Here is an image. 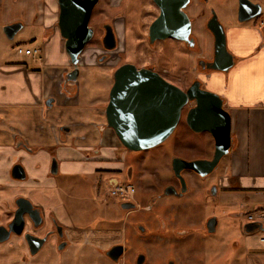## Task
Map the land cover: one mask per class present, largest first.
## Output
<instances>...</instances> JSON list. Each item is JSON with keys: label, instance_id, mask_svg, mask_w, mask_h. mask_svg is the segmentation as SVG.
<instances>
[{"label": "crops", "instance_id": "1", "mask_svg": "<svg viewBox=\"0 0 264 264\" xmlns=\"http://www.w3.org/2000/svg\"><path fill=\"white\" fill-rule=\"evenodd\" d=\"M205 8L200 0H192L186 12L193 22L191 33L199 49L197 56L209 58L213 54L214 38L205 26ZM58 16L57 0H0V30L3 33L2 25L19 23L21 28L17 34L20 32L22 40L12 45L10 54L0 47V212L3 202L12 212L16 199L24 197L39 210L42 218V211L47 208L50 213L47 218L53 216L64 223L68 246L61 253L66 252L63 256L67 261L59 263L57 257H51L48 262L40 263L44 256L39 253L27 260L32 261L30 264H123L107 255L109 249L103 254L105 248L115 245L110 235L112 231H101V235L90 242L92 237L73 227L67 215L59 210L56 193L60 175H85L94 171L121 174L125 169L123 156L130 151L107 125L106 101L102 98L85 100L76 82L73 89L63 88L65 74L72 66L57 25ZM225 32L234 65L226 72L211 70L200 76L204 88L223 98L231 116L232 146L215 194L220 195L229 221L236 220L234 233L239 232V240H232L233 250H236L231 255V264H264V234L243 235L245 223L239 227L237 220L243 216L248 223L246 214L257 215L264 211V24L235 25L227 27ZM17 47L38 48L39 52L18 54ZM88 49L84 50L79 64L84 74L88 67L106 64L91 59ZM192 57L190 55L189 65ZM49 98L53 99L51 106L46 104ZM65 127L69 129H63ZM54 158L56 173L50 171ZM151 161L149 165L158 167L164 159L154 156ZM16 164L22 165L24 179L12 176L11 170ZM118 182H121L118 177L107 179L109 198H112L111 187ZM243 208H249L248 212L241 213ZM214 219L217 229L219 218L214 215ZM191 240L189 236L184 243L185 253L190 257L193 256L188 251ZM117 243H123L122 239ZM18 244L13 238L0 247V263L20 264L15 262L19 257L36 254L25 252L24 246ZM99 249L101 255L97 254ZM89 254L95 261L84 260ZM183 264L192 263L188 259Z\"/></svg>", "mask_w": 264, "mask_h": 264}, {"label": "rangeland", "instance_id": "2", "mask_svg": "<svg viewBox=\"0 0 264 264\" xmlns=\"http://www.w3.org/2000/svg\"><path fill=\"white\" fill-rule=\"evenodd\" d=\"M129 1L130 4L125 12L126 18L120 14L121 10L124 9L123 4L125 3L121 0H99L98 5L93 10L90 24L95 28V33L86 45V48H89L87 54L91 59L94 58L97 62H99L98 58L100 56H106V61L103 62L106 64L101 65V67H88L84 69L86 74L83 73V68L79 67V77L76 83H79L82 96H86L85 100L89 99V101H94L97 98H102L104 101H108L110 88L112 86L111 70L123 61L132 62L137 66L152 64L157 67V72L160 75L183 90L187 89L195 79L200 80L204 87V82L201 80L200 76L203 77V73H209L210 70L202 68L198 64V60H200V58L202 59V57L197 56L199 51L197 45L191 47L184 45L181 41L176 39L167 38L163 41H157L154 46H150L146 38L147 28L149 23L154 19L157 8L154 6L152 0ZM257 1L262 2L264 5V0ZM206 6V16L209 17L213 10L224 29L235 25L253 27L256 24L259 26L261 24L260 19L264 20L263 9V13L258 19L243 23L238 22V0H208ZM106 20L112 21L117 35V47L112 51L103 50L100 42V36L102 34L100 25ZM138 22L139 25L141 24L140 26H138ZM19 34L20 32L17 34L16 38L9 40L0 30V47L3 48L6 54H10V51L14 47L12 45L22 41ZM86 55H84L83 58H85ZM190 55L193 57L191 60L192 64L189 65L188 61ZM186 110L187 107L185 106L176 129L163 143L148 150L138 152L130 151L129 153L127 152V155L123 156L125 165L132 164L131 161H134V158L137 157V162L134 167L136 178H132L127 175V173L119 174L117 171H94L93 174L73 176L60 175L58 177L59 186L57 187L56 195L58 201H60L59 210H62L63 213L67 215L73 227L81 229L88 237H92L90 242H94L95 239H97L95 236H100V232L104 230L113 232L110 234L113 238V244H117L119 239H122L127 249L120 263L135 264L134 260L136 256L145 250L147 252L145 264H161L157 257L160 253L165 254L167 251H170V256L175 254L173 247H170L168 243L165 245L157 240L150 241L148 236L136 237L133 234L132 223L136 220V216L134 217L133 213L130 214L129 212L124 216L123 213L125 211L120 206V198L113 200V197H108L109 186L107 179L110 177H118L122 183H130L137 187V191H142L143 189H148L146 186L150 185L151 182L158 187L161 185L158 178L162 173H169V157L172 152L184 156H191L192 154V156H197L199 154L209 155L212 148L214 149L211 134L207 131L195 134L185 122ZM154 156L155 158L159 156L162 160L164 159L158 167L149 165ZM227 156L228 155L222 158L218 168L211 174L212 176L210 175L205 178V181L195 177L191 173H187L194 191L184 200H193L196 203V205H193L194 207L185 210L188 216H190L189 220L194 219L195 222L193 223H200L203 221L202 219L204 216L207 217V220L209 219L208 216L211 215H216L219 218L216 231L214 233H207L203 226L204 228L202 227L199 230L197 239L192 245L193 249H195L196 242H199L198 248L209 252L208 254L206 253L208 256L202 255V257H210L211 262H204V264H231V255H233L236 250H233L234 242L232 240H239L237 235L239 232L234 233L233 231V222H236V220L232 218L233 222L229 221V217L225 214L226 209L220 203V195H212L210 192L206 191L208 182H214L217 185V181L221 176V169L226 163ZM145 163H147V165H143ZM134 169H132V171ZM201 186L203 187V191L196 194L195 191ZM193 193L196 194V196L192 195ZM135 199L137 200L139 212H141L140 208L144 205V198L141 199L138 193H136ZM248 210L249 208H243L240 212L245 214ZM42 212L45 218L50 216L47 208ZM237 220L239 227L245 223V217L243 216L237 217ZM59 224L63 225L64 223L59 222ZM41 229L44 231L48 228L44 224ZM230 233H232L231 236L228 235ZM256 233L264 234V232L260 231ZM244 234L243 232V235ZM120 236H122V238ZM56 243L57 240L53 236L45 242L41 250L37 253H41V257L44 256V258H41L42 261L38 262H48L51 257L52 259L57 257L59 263L65 260L67 261L63 256L66 252L61 253V250L57 249ZM111 246L105 248L104 251L110 249ZM101 249L97 250L98 255H101ZM188 251L191 252L189 248ZM236 252L238 254L242 253L239 251ZM36 255H28L25 258L19 257L15 262L30 264L32 261L27 262V260ZM84 260L86 262L95 261L90 254L85 256Z\"/></svg>", "mask_w": 264, "mask_h": 264}, {"label": "water", "instance_id": "3", "mask_svg": "<svg viewBox=\"0 0 264 264\" xmlns=\"http://www.w3.org/2000/svg\"><path fill=\"white\" fill-rule=\"evenodd\" d=\"M160 8V13L149 27V41L173 38L185 45H194L191 37V20L183 10L190 0H154ZM59 16L57 25L60 35L65 40L64 48L69 58L72 70L65 74L64 84L77 82L79 64L86 45L93 37V28L89 26L94 6L99 0H57ZM261 6L250 0H238V21L245 22L260 15ZM207 29L214 38L213 59L203 63V68L214 71H228L234 65V57L227 49L226 32L215 12L206 23ZM21 24L13 23L2 27L7 39L12 40ZM103 36V45L107 50L117 47V38L111 25H107ZM48 106L53 99L46 101ZM190 106L185 115V122L195 133L207 131L214 141L211 159L185 160L181 157L172 159L174 175L181 180L182 186L186 182L181 172L192 170L201 177L214 172L222 158L229 154L232 146L231 116L224 107L223 98L202 86L200 80L195 79L190 86L183 90L149 68H138L131 63H125L113 73V83L109 92V100L104 109L107 125L111 127L121 144L129 151L138 152L156 147L167 140L178 125L182 110ZM52 173L57 172V161L51 162ZM12 176L24 179L25 171L20 164L13 166ZM184 190L181 192L183 193ZM16 210L8 227L0 226V242L9 239L13 232L22 233L25 215L39 225L42 216L32 203L19 197L15 201ZM134 205L129 202L121 203V208L128 210ZM209 222V221H208ZM215 229V221L208 226V231ZM246 234L257 231L264 232V225L253 221L243 225ZM30 254H35L44 243L43 238L26 234ZM124 253L122 245H115L107 251V255L118 262ZM145 256L139 255L136 264H142Z\"/></svg>", "mask_w": 264, "mask_h": 264}, {"label": "flooded vegetation", "instance_id": "4", "mask_svg": "<svg viewBox=\"0 0 264 264\" xmlns=\"http://www.w3.org/2000/svg\"><path fill=\"white\" fill-rule=\"evenodd\" d=\"M121 1H123L125 3L123 4L124 9L121 10L120 14H121V16H124L126 18L125 12H126L128 6L130 4V1L129 0H121ZM191 1L192 0H190L189 4L191 3ZM200 1L202 3H204L205 6H206V3L208 2V0H200ZM250 1L255 3V4H259L261 6L260 15H257L250 20L258 19L259 16H261V14L263 13L264 5L262 2L257 1V0H250ZM152 2L154 3V6H156V8H157V12H156L154 19L149 23L148 28H147L146 38H147V41L150 44V46H154L157 41H163L160 39L155 40L153 43H150V41H149V27H150L151 23L157 18V16L160 13L159 6L155 3L154 0H152ZM97 5H98V3L94 6V8H96ZM187 6L183 10L186 11ZM94 8H93V10H94ZM93 10H92V13H93ZM58 11H59V5H58ZM206 11H207V6L205 8V13H206ZM213 12L214 11L212 10L209 17L206 16L205 23H207L208 19L212 16ZM92 13H91V15H92ZM237 16H238V8H237ZM237 20H238V18H237ZM247 21H249V20H247ZM261 23L264 24V20ZM107 25H111L113 27V30L115 31V28H114L111 20H109V21L106 20V21L102 22L100 25V27L102 29V34L100 36V42H101V47L103 50L110 51V50H107L103 45V36H104L105 31H106L105 27ZM140 25L138 22V26H140ZM2 26H4V25H2ZM89 26H91L93 28V36H94L95 28L90 24V19H89ZM192 28H193V22L191 20V30H192ZM116 36L117 35L115 34V37ZM191 37H193L192 33H191ZM164 40H166V39H164ZM117 43H118V41H117ZM189 46H191V45L189 44ZM194 46H196L195 39H194V45L191 47H194ZM212 59H213V54L209 58L202 57V59L200 58V60H198V64L203 68V65H204L203 63H205V62L209 63L210 61H212ZM98 60L100 63H103L106 61V56L102 55L98 58ZM125 63L134 64V63L129 62V61H123V62L117 64L114 68H112V70H111L112 83H113L114 71L118 67H120L121 65H123ZM137 67L138 68H149V69H153V70L157 71V67H155L152 64H148L145 66H137ZM63 88L66 90L73 89V83H67L63 86ZM108 100H109V98H108ZM107 103H108V101H107ZM106 106H107V104H106ZM186 107L188 110L190 106H186ZM187 110H186V112H187ZM181 116H182V113H181ZM106 122H107V120H106ZM63 129H69V128L65 127ZM195 134H199V133H195ZM213 144H214V141H213ZM192 155L191 156H184V155H180V154H176V153L172 152V154L169 157V160H170L169 173L165 172V173H162L161 175H159L158 179L161 182V185L159 187L156 184L151 182L150 185L146 186L148 189H143L142 191H137V187H135L134 185H132L130 183H125V184H130L133 186L134 197L132 200L122 199L120 201V206H121V203H123V202H129V203H132L134 205L133 208L125 210V211L129 212L130 214L133 213L134 217L136 216L135 217L136 220H134V222L132 223L133 234L136 237L148 236L150 241L157 240L161 243H164L165 245L168 243L169 246L173 247V249H174L175 254H172V256H170V251L169 252L167 251V253H165V254H161L159 251L160 254L157 257H158V261L161 264H183L188 259H189V261H191L192 264H204V262H207V263L211 262L210 257H206V258L202 257V255H206V253L208 254L209 252H207L204 249L201 250L200 248H198L199 242H196L195 249H193L192 245H193V242L197 239V236L199 234V230L203 226L205 227V228L204 227L203 228L207 231V233H214L217 223H216L213 215L208 216L209 217L208 220L206 219L207 217H205L202 219L203 221H201L200 223H198V222L193 223V222H195L194 219L189 220L190 216H188V214L185 212V210H188V208L194 207L193 205H196V203L193 200L185 201L184 199L194 191V188H192V186H191L190 178H189L187 173H191L195 177L200 178L201 180L205 181L206 180L205 178L209 177L211 174H213V172L211 174L205 176V177H201L192 170H183L181 172V175L183 176V178L185 179V182H186V187H183L181 180L174 175V172L172 170L171 162H172V159L174 157H181L185 160L211 159V157L213 155V148H212V151L209 155H204V154H199L197 156H192ZM194 155H196V154H194ZM134 161H131L132 164L125 165V169H122L121 173H125V174L127 173V175L131 176L132 178L133 177L136 178V172H135L134 167L136 165L135 163L137 162V157L134 158ZM145 164H147V163H145ZM132 169H134V170L132 171ZM132 173H134V174H132ZM206 187H208L206 189V191L210 192L212 195H216L215 194L217 192L216 191V183H214V182L209 183L208 182V185ZM183 190H184V192L181 193ZM202 191H203V187L201 186L195 192H196V194H198V193H201ZM136 193H138V195L141 197V199L144 198L143 199L144 205L140 208L141 212H139V209L137 207V200L135 199ZM196 194L193 193L192 195L196 196ZM2 204H3V210L0 212V226L8 227L9 223L13 219L14 212H15L17 206L14 209V211L11 212L9 206L5 202H3ZM214 221H215V229H214V231L209 232L208 226L211 224V222H214ZM44 224L46 225V227L48 229L42 231L41 228H43ZM26 234H30V235H33V236H36L39 238H43L44 239L43 245L45 244V242L50 237L53 236L57 240V243H56L57 249L61 250V251H63L68 246L67 230L62 225L59 224V222L57 221L56 218H54L53 216H51L49 218L44 217V218H42V222L39 225H36L34 222H32L28 218V216L26 217V215H25V224L23 225L22 233L20 235H16L12 232L10 234V237L8 240H6L4 242H0V247L7 242H11V240L13 238H16L17 242L19 243L18 246H24L25 252L26 251L29 252V246L27 243V239L25 238ZM189 236L192 237V240L189 243V249L191 250V253H193L192 257H190L189 254L185 253V250H184L185 240ZM43 245H42V247H43ZM115 245H122L124 247V252L127 249V247L124 245V243H117ZM115 245H113V246H115ZM10 246H12V245L10 244ZM41 248L37 251V253L41 250ZM104 253H106V251ZM201 253H203V254H201ZM142 254L145 256L143 264L146 262L147 252L145 250L143 252H140L136 256V258L134 260L135 264H136V261H137V258L139 257V255H142ZM122 256H121V258H122ZM206 256H208V255H206ZM121 258L118 261L119 263H120ZM0 264H5V263L1 262ZM211 264H215V263H211Z\"/></svg>", "mask_w": 264, "mask_h": 264}, {"label": "built area", "instance_id": "5", "mask_svg": "<svg viewBox=\"0 0 264 264\" xmlns=\"http://www.w3.org/2000/svg\"><path fill=\"white\" fill-rule=\"evenodd\" d=\"M16 52L18 54H24V55H30L33 53H38L39 49L38 48H33V49H27V48H22V47H17ZM110 195L113 198H121V199H133L134 196V188L130 184H125L122 182H119L115 185H113L110 189ZM247 221H259L262 224H264V211L261 212L260 214H249L246 217Z\"/></svg>", "mask_w": 264, "mask_h": 264}, {"label": "snow or ice", "instance_id": "6", "mask_svg": "<svg viewBox=\"0 0 264 264\" xmlns=\"http://www.w3.org/2000/svg\"><path fill=\"white\" fill-rule=\"evenodd\" d=\"M262 98H264V96H262Z\"/></svg>", "mask_w": 264, "mask_h": 264}]
</instances>
